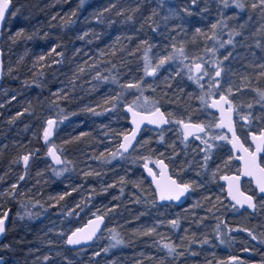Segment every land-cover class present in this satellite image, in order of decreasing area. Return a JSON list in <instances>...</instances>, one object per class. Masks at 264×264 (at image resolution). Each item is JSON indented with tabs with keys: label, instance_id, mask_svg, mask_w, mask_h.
<instances>
[{
	"label": "trees",
	"instance_id": "1",
	"mask_svg": "<svg viewBox=\"0 0 264 264\" xmlns=\"http://www.w3.org/2000/svg\"><path fill=\"white\" fill-rule=\"evenodd\" d=\"M222 1L170 0L178 12L171 16L161 11V0H12L1 39V87H9L14 95L13 106L0 113V138L5 139L0 146V179L15 183L12 194L10 189L0 193V207L11 216L0 242L2 264H227L230 252L244 261L254 259L241 251L239 230L230 225L227 209H212L211 181L192 179L195 202L190 199L175 213L161 211L166 206L156 202L142 170L144 155L131 151L105 157L117 149L127 129L129 82L144 76L148 41H175L187 51L200 41L199 53L204 37L225 23ZM231 9L238 26L231 47L234 64L252 70L245 80L264 93V0H236ZM176 76L146 93H152L159 105L171 106L173 114L185 116L186 105L199 101V96ZM49 119L57 122L56 141L66 159L63 170L51 175L43 172L49 158L42 138ZM160 138L147 130L142 143L146 147ZM157 151L169 160L174 156L179 176L197 165L193 153L146 154ZM122 189L127 191L124 195ZM87 200L104 204L108 224L123 238L118 248L96 251L97 240L86 248L66 244L64 236L71 226L64 222L86 220L91 214L81 208ZM48 216L63 223L48 224ZM247 227L264 233L253 221ZM185 230L192 231V239L183 236ZM168 235L172 243L179 242L171 256L159 250L160 240Z\"/></svg>",
	"mask_w": 264,
	"mask_h": 264
},
{
	"label": "rangeland",
	"instance_id": "2",
	"mask_svg": "<svg viewBox=\"0 0 264 264\" xmlns=\"http://www.w3.org/2000/svg\"><path fill=\"white\" fill-rule=\"evenodd\" d=\"M233 1L236 0L222 1L225 6L221 7L222 14L225 18V23L222 25L220 23L217 24L216 31L204 37L205 39L202 47H200L199 53L197 47L200 45L197 44L200 41L194 42L195 44L191 48L192 51H187L182 44L176 43L175 41H171L169 44L165 42L167 41L165 39H163V41L158 39H152L148 41L145 46L144 53V76L136 82H129L130 87H128V89L131 91V96L125 103L131 102L133 105L141 109H151L157 106L158 103L154 95H152V93H146V90L155 88L160 82H165L166 79L171 78L173 75H177V79H182L183 77L185 81L191 82L196 86V93L198 92L199 100L202 101V104L203 102H207L211 95H215L219 92H225V96H229L230 98L232 97V104L237 108L239 119L248 122L247 126H244L248 128L249 126L256 125L258 128L257 123L259 119L254 112L263 107L264 93L260 89L259 85L252 83V81L249 82L245 80V78L251 74L252 70L244 69L242 68V65H238L237 67L234 64L236 53L233 52V49L231 50V47L234 46V32L238 26L236 25V16L233 14L231 9V3ZM160 5L164 8L161 11L164 10L163 12H166L171 16L177 15V10L170 6V0H161ZM156 7L157 10L161 8L159 4H156ZM180 38L181 36H179V39ZM98 51L101 50L99 49ZM203 53H208L210 55L209 57H204ZM197 65L198 67H196ZM245 83L247 84L246 86L244 85ZM262 88L264 89V87ZM13 95L14 93L9 89V87H1L0 113L5 114L6 109L13 106L10 104ZM49 120H47V123L44 127L42 140L46 144L47 148L51 144H55L62 153L64 159L60 168H58L59 166L53 164L50 159L43 163V172L51 175V173L57 174L58 171L63 170L62 166H65L66 159L65 155L63 154V149L60 147L59 142L56 141V137L58 135L57 122L53 130V136L50 138L46 134ZM240 129L243 133V136L246 138L247 129L245 130L243 126H241ZM4 142L5 139L0 138V146H2ZM140 153L149 159L154 166H157V158L160 153L157 152L152 155L142 153V151ZM194 153H196V158H205L206 165L204 166L203 171L209 175L210 179L216 178L214 175L215 172L219 167L226 166L228 160V157L223 159V155L220 153L218 154V152L215 153V157L210 156L209 158H207V152ZM120 155H122L120 150L116 149L113 151V149H110V152L105 157L106 159L109 157L115 158ZM24 158L25 157H23V160ZM231 167L236 169L237 165L232 163ZM97 171H101V166L98 167ZM1 179L3 178L1 177ZM1 179L0 193L10 189L12 194L14 188H12L11 185H13L15 182L8 184L1 181ZM220 189L222 188L220 187ZM126 192V189H122L121 195H124ZM150 192L155 193L152 186ZM154 198L156 197L154 196ZM191 198V201L195 202L198 196L192 195ZM140 201H144V198H141L139 202ZM211 201L213 202L212 204H214L212 209H217V212L220 213L227 209V218L233 220V222L230 223L232 228L245 233V235L242 234L240 236L242 247L241 251L254 256V259L249 257L247 261H244L243 257L239 254L230 252L227 256L229 261L227 264H264V233L262 236L258 235L255 231H251L250 228L247 227V225L251 224V221H253L254 223L260 224L261 228H264V198H260L258 200L257 207L255 211L252 212L237 211L236 209L234 210L233 208H230L221 196H218L214 199L211 198ZM156 206H158V204H156ZM83 209H87V211L92 215L98 214L99 212H102V210H105V206L101 202L93 203L88 202L87 200L81 210ZM166 209L173 213L177 212V208L175 209L174 207L170 206L161 208V211H165ZM229 212L231 214H229ZM4 215L5 212L2 211L0 207V217H3ZM66 216L61 215L60 217L66 218ZM61 218L58 219L57 216H48L47 222L48 224L59 225L61 222H63ZM68 219L66 222H64V225L66 227L71 226V229L82 222L78 221L76 224L71 225L72 221ZM172 221H174L173 218L172 220L170 219V223H172ZM175 222L176 220L174 221L172 227L177 230L178 224H175ZM113 227L114 226L107 224L104 232L102 233L106 234V237L103 239H97V241L95 240L96 243L93 245L97 246L96 251H101L102 249L108 251V249L112 246L118 248L119 244L122 243L123 238L116 232L117 229ZM185 231L186 232L183 236L187 239H192V234L190 233L192 231ZM65 237L66 236H64V239ZM180 237L182 238V235H180ZM249 239L252 242H250ZM170 240V235L165 236V240H160L161 244L163 245H161L159 250L165 249L168 256L173 254V248H175L174 246L179 243L178 241H175L174 244Z\"/></svg>",
	"mask_w": 264,
	"mask_h": 264
},
{
	"label": "water",
	"instance_id": "3",
	"mask_svg": "<svg viewBox=\"0 0 264 264\" xmlns=\"http://www.w3.org/2000/svg\"><path fill=\"white\" fill-rule=\"evenodd\" d=\"M12 8V0H0V87L4 74L3 50L1 48L2 30L8 15ZM226 98L225 94L216 100ZM213 104V100L211 102ZM124 110L129 116L130 128L121 138L120 146L124 152L133 149L146 128L158 129L169 123V116L162 105H157L151 109H141L135 107L131 102L124 105ZM222 128L228 131L230 136V145L235 158L240 162V171L238 173H224L221 181L224 184L226 197L236 205L246 208L255 206V197L251 192L242 188V179L249 178L259 195H264V167L260 164V153L264 147V130L260 133L250 131L249 140L253 144L248 148L238 135L234 126L232 114L227 115L219 113ZM185 135L200 132L204 129L202 124L195 121H185L183 124ZM55 120L50 119L46 134L53 136ZM51 162L55 165L63 164V155L55 144H51L47 149ZM159 172H156L151 164H144L147 178L151 180L155 189L157 201L172 203H183L189 195L190 189L184 183L179 182L175 176L170 174V167L163 158H159ZM8 224V215L0 217V242L5 234ZM107 226V217L103 213L94 214L84 223L77 225L66 236V243L72 248L89 246L104 232ZM4 258L0 256V264Z\"/></svg>",
	"mask_w": 264,
	"mask_h": 264
},
{
	"label": "flooded vegetation",
	"instance_id": "4",
	"mask_svg": "<svg viewBox=\"0 0 264 264\" xmlns=\"http://www.w3.org/2000/svg\"><path fill=\"white\" fill-rule=\"evenodd\" d=\"M196 67H198V65ZM185 84L187 86H190V87L191 86H193L194 88L196 87L191 82H186ZM195 90H196V88H195ZM223 94H225V92H219L215 95H211L208 98L207 102H203V104H202L201 100H199V101L197 100V102H195L194 104H192L190 106L186 105L185 110L187 111V113L185 116L182 114H179V115L173 114L171 112V110H172L171 106L165 107L162 105L163 108L165 109L166 113L169 116L168 125H165L162 128H158V129H152V128L144 129L140 138L138 139L135 147L133 149H131L130 151H128V152L135 151V152H137V154L140 153L141 151H142V153H148V152H152L155 150H159L161 152L165 151V153L166 152L171 153V152H176V151H179V152L181 151L183 153H190L191 155L193 153L194 159L197 162V165L194 168L193 167L188 168L184 172L183 176H179L178 173L176 172L178 165H177V160H174L173 155H172L171 160H169L164 154H162V155L160 154L157 158V166H154L149 159H146L142 163V170L144 172L145 177L147 178L146 173H145V169H144V164L145 163L151 164V166L155 169V171L159 172L160 167L158 164V160H159V158L165 159V161L168 163V165L170 167V174L175 176L179 182L184 183L190 189L189 195L186 198V200L183 203H179V204L172 203L170 201L158 202L156 192H155L154 196L156 197L155 199L158 203L163 204L164 206L174 207L175 209L178 208V206H184L185 204H187L188 201L190 199H192L191 196L196 195L194 192L192 182H191L192 179H194L196 182L211 181V192H212L211 198L214 199V198H217L218 196H221L224 199H227L228 201H230L226 197L224 184L221 181V176L224 173H230V172L238 173L240 171V162L235 158V155L233 153L232 147L230 145V136H229L228 131H226L225 129L222 128V125L220 123L219 113L227 115V117H226L227 120H228L229 113L232 114L234 126L236 128L238 135L240 136V138L242 139V141L246 144V146L248 148H252L253 144L249 140L250 131L260 133L262 129L264 130V100H263V105H262L263 107L254 112L255 115L257 116V118L259 119L258 123H257L258 128L256 125L249 126L248 128H246L244 125L247 126L248 122L245 120L239 119L238 114H237V108L235 105L232 104V97L230 98L229 96L228 97L226 96V98H221L219 101L216 100L217 98H219ZM212 100H213V104L211 103ZM185 121L198 122L199 124H202L204 126V129L200 132L192 133V134L186 136L185 131H184L183 126H182V124ZM127 122H128L127 129L123 130V132L119 136V139L117 140V143H116L117 149L120 150L122 152V154L128 153V152H124L120 146V141H121L122 136L130 128L128 114H127ZM241 126H243L245 130L247 129V131H246L247 137L246 138L243 136V133L241 132V129H240ZM147 130H148V132L152 133L153 137H158V138L161 137V138L158 141L152 142L151 145H147L146 147L143 148L144 144L142 143V137H143L144 132ZM194 152H207L208 153L207 158H209L210 156L215 157V153L218 152V154L220 153L221 155H223V159L225 157H228V160H227L226 166L219 167L218 170L215 172L214 175L216 178L210 179L209 175H207L203 171V168L206 165L205 158L204 157L196 158V153H194ZM158 153H160V152H158ZM259 160H260V164L264 167V147H263L262 152L260 153ZM232 163H235L237 165L236 169L231 167ZM61 165H56V166H61ZM147 179L152 186L151 180L149 178H147ZM241 185H242V188L244 190L251 192L254 195L255 206L253 208H246L244 206L240 207V206L236 205L235 203H233L232 201H230V202H232L235 205V209L237 211H248V212L255 211L257 204H258V200L260 198H264V195L258 194L257 190L255 189V187L252 184V181L249 178L244 177L241 181ZM220 187L222 189H220ZM152 188H153V186H152ZM153 190L155 191L154 188H153ZM99 213H103L106 215L107 224H108V216L105 213V210H102V212H99ZM229 214H231V213L229 212ZM5 215H8V224H7V227H8L10 220H11V216L7 212L5 213ZM92 215H94V214H92ZM92 215H90L89 217H91ZM86 220L82 221L81 223H79L77 225L84 223ZM61 223H63V222H61ZM61 223L59 225H53V226H60ZM76 226H74L73 228H75ZM72 229H70V231ZM6 230H7V228H6ZM239 231H236L238 233L236 236L239 238L238 241L241 242ZM5 233H6V231H5ZM243 235H245V233H243ZM249 241H250V239H249ZM250 242H252V241H250ZM92 244H90V245H92ZM81 247H86V246H81ZM1 257H3V256H1Z\"/></svg>",
	"mask_w": 264,
	"mask_h": 264
}]
</instances>
